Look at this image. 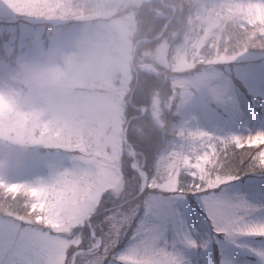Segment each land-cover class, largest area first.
I'll return each mask as SVG.
<instances>
[{
  "label": "rangeland",
  "instance_id": "obj_1",
  "mask_svg": "<svg viewBox=\"0 0 264 264\" xmlns=\"http://www.w3.org/2000/svg\"><path fill=\"white\" fill-rule=\"evenodd\" d=\"M189 2L0 0V34L34 43L36 52L20 70L0 67V197L23 196L16 213L0 205V264H102L122 240L108 264H214L217 239L221 264H264V176L223 186L226 172H212L226 145L258 156L254 171L264 170V121L232 78L264 97V61L230 66L264 54L204 53L223 36L220 14L263 29L264 0ZM157 6L170 15L161 18ZM69 21L43 51L45 27ZM197 61L202 71L173 78L181 88L175 125L176 88L159 82L170 65L188 71ZM134 62L148 71L137 72ZM153 71L157 88L141 100ZM19 82L31 92L22 94ZM145 131L157 140L141 151ZM142 189L151 190L144 204Z\"/></svg>",
  "mask_w": 264,
  "mask_h": 264
},
{
  "label": "trees",
  "instance_id": "obj_2",
  "mask_svg": "<svg viewBox=\"0 0 264 264\" xmlns=\"http://www.w3.org/2000/svg\"><path fill=\"white\" fill-rule=\"evenodd\" d=\"M184 12L185 11L182 10L181 15H180V18H181L180 40L181 41H183L185 35H187V31L185 29V25H186L185 17L187 15H185ZM220 19L223 20V22L226 25L225 29L222 28L224 30L223 36L219 39L214 38L212 40L213 41L212 48L204 50V53L208 55L211 54V57L212 56L220 57L223 55L232 57L236 54L240 55L241 53H244V52L250 53L254 56L264 54V28L261 29L256 24L254 26H251L248 29L240 25V23L235 19L226 20L221 14H220ZM208 57L209 56H207V58ZM232 63H234L233 60H232ZM217 65H220V62ZM230 66H234V65H230ZM146 76H147V79L145 81L146 85H143L142 90L140 92L141 100L147 98V93H148V89H150V85L152 86L154 85V87H156V84H155L156 80L159 79V77L154 74H152V76L151 75L150 76L146 75ZM164 80L165 78H162V80H160L159 82L160 86L162 84H166L167 81L166 80L164 81ZM156 140H157L156 133L145 131L143 132V137L139 138V141H138L139 143H137V145L140 146L141 151H148V150H151V148L155 146ZM221 151H224V154L219 161L217 160L216 162H214V167L212 168V172H214L215 175H218V174L221 175L223 172H226L223 175V177H221L223 181L228 180L225 178L226 174H230L228 176L234 177V173H236L238 170L245 171L244 174L246 175L255 173L253 172L255 169V165H256L255 159H259L258 156H256V158L252 157V159L249 160L248 153L247 152L245 153V149H242V150L236 149L234 148V145H226L225 148L223 147ZM226 165L227 166L229 165V167L227 168ZM238 167L239 169L236 172H234L236 168ZM256 172L264 175V171L259 170V168L257 169ZM235 176H238V174H235ZM22 199H23V196L19 198V201H21ZM19 201L13 199L12 201L10 200L8 202V200H5V198L0 197V205L6 209H9L10 211L14 213H16V211L20 210L21 208V203H19ZM27 202H28V205H30L28 200ZM99 215L101 214H97L95 218L99 217Z\"/></svg>",
  "mask_w": 264,
  "mask_h": 264
}]
</instances>
